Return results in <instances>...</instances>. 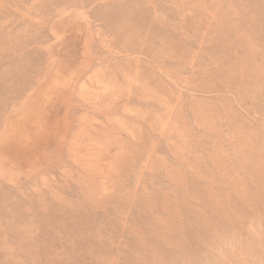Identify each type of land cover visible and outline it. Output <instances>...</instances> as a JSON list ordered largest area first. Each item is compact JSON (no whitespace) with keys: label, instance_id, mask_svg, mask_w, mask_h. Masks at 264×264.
I'll list each match as a JSON object with an SVG mask.
<instances>
[{"label":"rangeland","instance_id":"1","mask_svg":"<svg viewBox=\"0 0 264 264\" xmlns=\"http://www.w3.org/2000/svg\"><path fill=\"white\" fill-rule=\"evenodd\" d=\"M0 264H264V0H0Z\"/></svg>","mask_w":264,"mask_h":264}]
</instances>
